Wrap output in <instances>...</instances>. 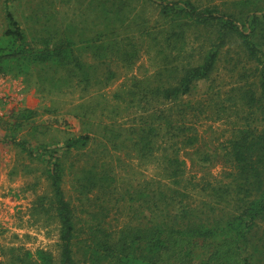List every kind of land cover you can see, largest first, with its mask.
<instances>
[{"label": "trees", "instance_id": "obj_1", "mask_svg": "<svg viewBox=\"0 0 264 264\" xmlns=\"http://www.w3.org/2000/svg\"><path fill=\"white\" fill-rule=\"evenodd\" d=\"M11 2L2 4L0 75L23 78L44 94L78 88L90 92L110 84L115 73L98 78L99 69L114 61L133 68L141 50L137 39L158 47L161 61L153 75L133 80L125 96L115 94L117 100H129L127 108L143 107L129 127L102 123L97 137L84 134L68 138L62 147L41 142L26 150L30 158L47 163L49 191L37 198L32 215L56 220L58 257L40 250L35 259L27 252L12 264H264V0H228L225 9L204 0H28L27 29ZM76 2H82L80 14L69 19L63 9ZM138 2L156 7L154 23L133 14ZM189 31L203 32L206 46L198 62L182 65L177 50L183 51ZM230 42L257 66L256 87L239 88V102L259 125L240 126L223 153L201 155L200 164L216 161L228 171L221 181L197 184L203 197L195 204L187 201L182 181L185 161L179 160L178 150L164 147L187 149L197 143L191 129L179 123L187 113L180 111L185 108L181 101L211 78ZM88 108L82 106L83 113L74 118L89 120L94 111ZM36 116L19 109L0 119V126L8 132ZM4 138L16 142L14 133ZM97 139L102 157L88 153ZM111 146L115 152L133 149L144 159L171 152L164 162L168 183L121 188L105 160ZM74 155L78 159L67 167ZM67 174L80 209L64 191Z\"/></svg>", "mask_w": 264, "mask_h": 264}, {"label": "rangeland", "instance_id": "obj_2", "mask_svg": "<svg viewBox=\"0 0 264 264\" xmlns=\"http://www.w3.org/2000/svg\"><path fill=\"white\" fill-rule=\"evenodd\" d=\"M3 1L0 0V31L4 25ZM27 1L12 0L11 2V7L16 9L17 17L26 29L29 26L23 17L31 12L26 7ZM226 2L228 0H204L206 5H217L221 9L227 7ZM80 4L82 2L71 3L63 9L64 12H69L67 14L69 19L77 20L80 7L83 6ZM134 9L133 14L138 18L143 15L147 21L154 23L157 17L155 6L151 4L144 6L143 2H138ZM135 30H137L136 27L132 31ZM136 34L138 33L130 35ZM186 39L183 51L177 50L180 53L179 59L182 65L198 62L206 46L203 32L197 35L189 31ZM148 40L134 41L136 44H141V50L140 57L133 68L125 69L116 61L101 67L98 78L105 79L109 71L115 73V78L108 85L93 87L90 92H83L78 88L66 90L58 95H48L36 90L34 85L27 84L23 78L0 75V119L7 120L13 113L23 108L37 113L34 121L22 128L9 129L6 132V129L0 126V264H12L20 257L24 258L27 252L31 253L35 259L36 252L40 250L51 253L55 259L58 257L56 220L50 219L49 216L32 215L37 198L47 195L49 191L45 177L47 163L44 164L38 158H30L26 150L35 149L41 142L52 144L51 147H62L68 138L84 134L92 136L95 134L97 137L98 132L100 134L103 132L102 123L124 127L132 125L133 118L143 107L134 104L128 105L127 108L129 100H117L115 94L123 93L125 96L133 80L149 77L158 68L161 63L157 55L158 47L154 49ZM160 49H162L161 46ZM255 67H257L256 64L247 59L238 44L230 42L222 51L211 78L199 83L189 97L183 98L181 101L183 105L178 102L185 107L180 111L187 110L185 116L179 118L181 120L179 123L184 122L185 127L191 129L189 135H196L198 141L194 147L187 149L181 144L174 147L166 144L164 148L172 152L173 149L178 150L179 160L186 163L183 166L182 181L188 190L187 201L191 203L198 204L203 197L201 187L197 184L203 185L204 181L213 179L221 181L223 172L228 171L216 161L200 164L201 155L223 153L240 126L259 125L258 121L251 120L253 118H247V112L239 102V88H245L248 85H251V88L256 87L258 80ZM82 106L85 108L89 106L88 110L94 111L89 120L74 118V114L83 113ZM144 107L148 108V105ZM157 107L171 108L163 104H158ZM13 133L16 142L12 144L7 142L4 136H12ZM100 134L98 137H101ZM99 141L100 139H97L90 145L91 150L88 153L95 152V155L99 157L104 155L103 149L98 146ZM19 142L24 144L19 146ZM110 149V153L105 154V160L113 168L114 176L121 188L148 183L157 187L159 181L168 183L164 162L166 156H171L169 155L171 152L166 154L164 151H157L150 159H144L140 158L133 149L120 152H115L112 146ZM81 158L86 159V157ZM75 159L78 158L75 155L72 156L67 167L75 162ZM75 165L80 166L82 162L76 161ZM71 178L69 174L65 176L63 188L67 198L77 209H80L82 203L75 197ZM116 215L120 217L117 213ZM113 221H115L114 218ZM261 225L264 228V224ZM262 234L261 230L259 235Z\"/></svg>", "mask_w": 264, "mask_h": 264}, {"label": "built area", "instance_id": "obj_3", "mask_svg": "<svg viewBox=\"0 0 264 264\" xmlns=\"http://www.w3.org/2000/svg\"><path fill=\"white\" fill-rule=\"evenodd\" d=\"M0 220H1V215H0Z\"/></svg>", "mask_w": 264, "mask_h": 264}]
</instances>
